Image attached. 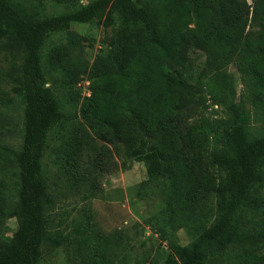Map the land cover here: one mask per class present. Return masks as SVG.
I'll return each instance as SVG.
<instances>
[{
    "label": "trees",
    "instance_id": "obj_1",
    "mask_svg": "<svg viewBox=\"0 0 264 264\" xmlns=\"http://www.w3.org/2000/svg\"><path fill=\"white\" fill-rule=\"evenodd\" d=\"M35 1L47 9L49 0ZM257 13H252L254 21ZM250 14L248 0H176L167 10L140 6L134 0H93L29 21L12 0H0V37L14 31L27 51L24 85L14 88L25 103L24 144L16 152L20 223L0 251V264H38L46 232L45 208L51 193L42 159L50 129L65 114L42 69L45 37L94 18L107 26L116 15L121 17V29L109 41L110 54L101 50L96 57L91 94L83 100L80 116L100 139L123 146L128 157L147 160L151 169L165 175L173 191L168 204L172 225L188 204L216 198L219 215L214 223L187 245L172 242L170 264H221L235 243L250 245L253 257L247 264H264V196L252 193L255 185L264 187V135H249V117L233 100L231 77L219 70L200 72L193 82L188 58L192 44L210 50L220 35L228 56L246 59V52L255 53L246 69L255 74V81L264 82V9L258 38L244 35ZM202 90L209 91L216 103L228 105L235 117L230 126L192 120ZM212 143L219 147L212 150ZM77 154V147H72L75 169L80 168ZM100 154L106 162V151ZM208 155L210 162L205 160ZM212 165L223 170L221 176L211 171ZM259 214L261 218H253ZM245 223H255L260 232H247Z\"/></svg>",
    "mask_w": 264,
    "mask_h": 264
},
{
    "label": "rangeland",
    "instance_id": "obj_2",
    "mask_svg": "<svg viewBox=\"0 0 264 264\" xmlns=\"http://www.w3.org/2000/svg\"><path fill=\"white\" fill-rule=\"evenodd\" d=\"M91 1L49 0L47 9L35 0L12 3L25 19L34 21ZM134 1L163 10L171 9L176 2ZM248 2L251 14L244 35L258 38L264 0ZM256 10L259 21L252 18ZM120 18L116 15L115 22L107 26L94 18L51 31L41 46L46 84L57 95L65 117L50 129L42 159L51 202L45 208L46 232L38 264H170L171 243L189 244L219 215L216 198L211 197L197 205L188 204L172 225L168 204L173 191L165 175L151 169L147 160L128 157L123 146L100 139L80 116L81 104L91 94L96 57L101 50L110 54L109 41L121 29ZM220 37L216 36L210 50L194 44L189 47L193 82L200 72L217 74L219 70L230 76L236 93L233 100L249 117V135L263 136L264 82L255 81V74L246 69L255 53L246 52V59L228 56ZM26 59L25 46L14 31L0 37V251L12 241L20 223V169L16 152L24 144L25 103L14 88L24 85ZM192 113V120H209L223 127L230 126L235 119L228 105L216 103L207 90L197 93ZM74 146L78 150L79 169H75L70 155ZM218 147L212 143L211 149ZM102 150L106 151V162L100 158ZM211 158L208 155L206 162ZM211 171L221 176L223 170L212 165ZM252 193L264 196V187L255 185ZM245 226L247 232H260L255 223ZM251 253L247 243L232 244L221 264H247L253 257Z\"/></svg>",
    "mask_w": 264,
    "mask_h": 264
}]
</instances>
